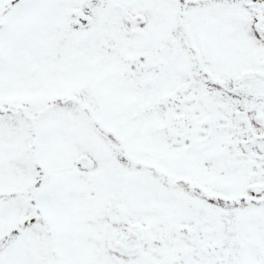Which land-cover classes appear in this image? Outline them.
<instances>
[{"label": "snow or ice", "instance_id": "6c2138e0", "mask_svg": "<svg viewBox=\"0 0 264 264\" xmlns=\"http://www.w3.org/2000/svg\"><path fill=\"white\" fill-rule=\"evenodd\" d=\"M0 264H264V0H0Z\"/></svg>", "mask_w": 264, "mask_h": 264}]
</instances>
